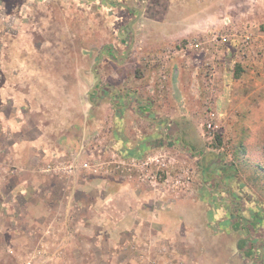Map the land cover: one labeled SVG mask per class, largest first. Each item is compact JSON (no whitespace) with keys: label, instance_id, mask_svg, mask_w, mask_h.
Here are the masks:
<instances>
[{"label":"rangeland","instance_id":"obj_1","mask_svg":"<svg viewBox=\"0 0 264 264\" xmlns=\"http://www.w3.org/2000/svg\"><path fill=\"white\" fill-rule=\"evenodd\" d=\"M129 6L146 11L143 23L133 25L139 32L137 52L129 56L125 72L116 77L105 61V48L119 45L118 32L137 16H130ZM198 9L206 10L203 26L179 21L180 15ZM245 13L254 16L257 24L252 37L264 43V0H0V205L31 236L44 227L49 238L62 239L65 226L61 222H68L66 232L70 231L75 243L67 246L65 241L68 251L56 264H102L103 258V264H119L136 255V246L149 253V242L143 246L131 242L130 248L120 249L122 254L109 245L106 238L114 233L111 224L123 215L125 222H145L124 237L159 234L164 239L154 240L156 249L166 248L175 235H186L187 229L177 222L192 207L193 215H205L201 222L264 220V95L260 97L264 84L253 83L252 75L245 73L259 62L264 64V47L253 45L243 58L236 49L241 37L227 43L214 38L228 35L226 19L244 32L246 25L250 27ZM168 14L172 21L167 23ZM170 25L188 26L187 37L172 41L176 30ZM181 47L192 55L187 65L188 113L171 114L175 117L171 130L164 133L153 127L152 120L138 121L136 115L123 125L114 109L111 114L95 112L89 100L95 71L101 80L94 91L104 85L120 88L123 82L154 102L159 97L155 94H169L167 64ZM156 59L162 80L156 81L153 74V80H144L145 72L157 65ZM244 77L252 89L261 90L253 101L234 85L235 79ZM96 98L98 93L93 92L91 100ZM102 101L103 105L109 100L102 97ZM157 106L174 109L169 98ZM86 125L90 135L82 137ZM30 157L35 162H27ZM15 158H23V164H7ZM55 161L75 165V172L42 171ZM85 162L98 165V171L83 167ZM23 167L22 173L12 171ZM88 181L107 182L110 191L96 185L86 193L81 184ZM130 182L153 197L144 206L160 211L144 212L142 219L134 220L139 203L121 194ZM29 186L49 190L53 197L49 216L42 215L31 200L26 202L28 210L17 207L18 203L23 206ZM120 201L127 205L123 207ZM220 205L222 213L213 221ZM6 225L12 228L11 222ZM5 240L7 236L0 237V264H16L19 255L18 259L25 256L18 249H7Z\"/></svg>","mask_w":264,"mask_h":264},{"label":"crops","instance_id":"obj_2","mask_svg":"<svg viewBox=\"0 0 264 264\" xmlns=\"http://www.w3.org/2000/svg\"><path fill=\"white\" fill-rule=\"evenodd\" d=\"M134 2H137V0H134ZM122 4L124 3H120V5ZM132 7L129 6L128 13H130V16L137 13L138 16V12L134 11ZM145 11L146 10H144L143 12ZM205 11H206L205 9H200V10L198 9L185 16L180 15L179 18L181 19L179 21L182 22L183 20L184 22H196L197 24H200L201 22H203L202 20L205 18L202 17L204 16L203 14ZM168 13L170 14V12ZM169 14L166 15L165 18L167 20L166 21L167 23L169 22L168 21L169 19L172 21V18H170L171 14L170 15ZM245 14L247 16L244 18L245 22L246 24L247 23L250 24V27L246 25L245 29L249 32V34L252 33L256 35L257 32H255V28L253 27V26L257 27V24H255L254 16L249 17L248 13ZM143 18H144V13H142V15L138 18L137 23L138 24L143 23L144 21ZM263 19L264 18H262V20ZM128 24L127 26L122 27L123 29L122 31L120 30L118 32L120 38V44L117 46L108 45V47L105 48V50H108V58H106L105 61L109 67V70H111L110 74L113 75L112 73H115L116 77H120L122 71L125 72L126 69L125 67H127L130 63L129 56L135 55L137 52L136 47L138 46L139 32L136 26H133V30L128 28ZM171 24L174 23L172 22ZM200 26H203V23H201ZM172 27L176 30L174 31V36H173L175 38L173 40L171 39L172 41L179 40V38L182 37H187V33H189L187 31L188 29H190L188 26L177 27L170 25V29H172ZM253 39H254L253 45H255V47H258L259 44L260 47H262L263 49L264 43H262V40H260L259 37H253ZM167 46H171V45H167ZM138 50H140V48ZM189 57L190 55L188 53V50L184 47L178 49L177 54L176 52H174L170 56V60L167 64L168 71L167 73H165V76L166 77L168 76V83L171 84L170 87L168 88L169 90H167L169 93L167 97L164 95L163 98L160 96L161 95L160 93L159 94L157 93L155 95H159V97H155V98H157L158 100L155 99L153 102V100H151L150 98L148 99L146 97L145 98L140 97V92L138 93L132 90L129 86H125L123 82H122V87H120L121 89L119 87L104 85L103 86L104 88L102 89L97 88V90L94 91V93H98V98H96L94 101L92 100L95 105L94 106L95 112L98 110H107V113L111 114L112 113L111 109H114V114L116 116L115 118L117 120L121 118L120 123H123V125H128L130 121V116L135 117L136 115L138 116L137 117L138 121L152 120V122L154 123L153 127L160 129L161 131L166 133L167 131L172 129L171 125L173 123V119L175 118L174 115L171 114L182 115L188 113L187 102H188V87H189L188 85L189 71L187 69L188 67L187 65H189L190 58H192V55L190 58ZM137 61L138 63L141 62V60L139 59ZM156 63H157V59H156ZM159 72H160V66L157 63V65L154 66L152 72L150 73L148 71L145 72V74L143 75V79L144 80L149 79V81H151V79L153 80L155 78L156 81L159 82L162 80L161 75L158 74ZM245 73L248 75H252L251 81L253 83L264 84L263 61L259 62V64H255V68L248 69L247 72ZM152 74L154 78H152ZM124 78L125 77L123 76V80ZM251 81L247 77L237 78L234 81V85H236V89L240 90V93H242L246 99L253 101L254 99L259 97V93H261L260 92L261 90L257 91L256 89H252L253 87L250 84ZM175 84L177 85L179 91L176 89V86H174ZM110 90L112 91L111 93ZM263 93L260 94V97L264 95ZM102 97L108 99L109 101L108 102L104 101V104L102 105L103 103ZM166 98H169L170 100L173 101L175 110L171 107H166L167 110H170L167 111L157 106V104L160 105L161 102L163 103ZM155 114L156 117L154 116ZM182 124L183 122L180 123V127L182 129H185V127H183ZM89 129L91 128L90 126L87 125L84 126L83 129H81L82 137L84 134L90 135L89 133H86V131H88ZM83 139H85V137ZM22 159L23 158H15L14 160L12 159L9 161L7 160V164L13 163V165H17L23 162ZM28 159L29 160H27V162H35L34 158L30 157ZM23 171H25L24 167L20 168L18 170V173H22ZM96 185H99L101 191H107V192L110 191L109 183L104 181L100 182L99 184H97L96 181L93 182L88 181L82 183L81 186L84 188H82L81 190L86 193H90L92 189L98 188ZM121 194L125 195L126 197L132 196L133 199L139 203L138 207L135 208V213L138 212L139 210L138 214L137 213L134 214V220L136 221L138 219L143 218L142 214L144 212H147L148 215H151L153 211L157 210L154 209L153 207L144 206L145 200L148 199L153 201V197H151L149 193H144L143 191H140L137 187L132 186L131 182L128 184L126 189L122 190ZM147 194L150 196H148ZM182 199L186 200L187 198L182 197ZM30 200L33 202L36 208L38 207V209L41 210L40 212H42V215L45 214L46 216L50 215L49 205H51L50 202L51 200L53 201V197H51V195L49 194V190L45 192V190H43L41 186H33V187L29 186V188L26 189V192L24 193L23 196V202H24L23 206L20 203L16 205L17 207H20L21 210L24 211L28 210L26 206L27 205L26 202ZM120 203L123 204V207L127 205L123 201H120ZM0 210L3 213L2 216H0V226H1L0 237L2 238L7 236L8 240H5L7 249L13 248L14 252L18 249V252L25 256V257L21 256L20 259H18L20 256L19 255L16 264H19L22 260L25 261L26 258L31 254V250H35L39 248L38 247L39 245H43L44 248L42 249L43 252L45 253V256H47V258H51V260L49 259V262H47L46 264H56L55 263L56 260H63L65 258L66 253L68 251L67 246L69 244L71 246L75 243V240L71 238V235L69 233L70 231L68 230L66 232V228H68L66 223L68 222H61L63 226H65V235L62 239H57L53 236L49 238L44 232V227L41 229L40 231L41 233L35 234L34 236L32 234L31 236V234H29L28 231L23 230L22 228L17 226L18 225L17 223L20 221L17 220L15 216H13L12 212L11 213L7 212L2 205H0ZM194 210L195 207H192L188 210H184V213H182L180 218L182 222H177L181 226L185 227V229H187L186 235L183 237L177 235L173 236L174 238L172 239L170 244L166 246V248L164 249L163 248L156 249L155 246L153 245V242L157 240L159 241V239L161 238L159 234L155 235L154 238L153 236L150 235L148 236L133 235L130 238L128 236L124 237V235H126L128 231L131 230L134 231L138 223H145V222H125L127 220L125 215H123L120 221L113 222L111 224L114 229V233L112 235L107 236L106 239L109 242V245L115 246L117 254H122V251H120V249L122 248H126V247L130 248L131 246L128 244H130L131 242L132 244L138 243L140 245L142 244L146 245V242L151 243V247H150L151 250L149 253H147V251H142V249L139 246H136L138 247V251L135 253L136 255L128 258L126 261H121L119 264H264V220L261 221L260 223L244 222V224H242L241 222H201L205 215L204 214L202 215L203 218L199 217V213L193 215L192 212ZM221 213H222V209L220 205L219 207H217L214 213L213 221L214 220L218 221L217 220L218 216ZM29 220L30 222H33L32 218H29ZM1 222H3V224ZM5 222H11L12 228L9 225H6L7 227H9L7 228L5 226ZM52 223L55 224L57 222H51V223L48 222L47 225L49 224L53 225ZM148 223H151L150 225L157 223L163 226L162 222H148ZM255 224H257L256 226L259 227V230L257 231L255 228ZM223 228H227L228 231L226 232L225 229ZM58 231H60V229H58ZM54 233L55 230L53 228L52 234ZM99 233L102 234V231H99ZM106 235H108V233ZM161 239L164 238L162 237ZM206 239L207 242L205 241ZM65 241L67 246L64 244ZM85 242H87V240ZM118 244L119 246L120 245L121 246L120 247L117 246ZM87 246L88 244L86 245V247ZM105 254L106 257H108V253ZM103 261H105V258H103L102 264ZM104 264H109V263L104 262Z\"/></svg>","mask_w":264,"mask_h":264},{"label":"built area","instance_id":"obj_3","mask_svg":"<svg viewBox=\"0 0 264 264\" xmlns=\"http://www.w3.org/2000/svg\"><path fill=\"white\" fill-rule=\"evenodd\" d=\"M225 23L226 25L230 26L228 28L229 30L228 35L216 34L214 35L215 40L218 42L227 43L230 40V38L235 37L236 39V37H241L239 42H237L239 46H237L236 49L238 50V52L239 51L242 52L243 58H246L250 54V50L252 49L253 46L252 35L249 34V32L246 29L244 30V32H242V30H239V28L233 26L230 19H226ZM201 45L202 43L196 44V46H201ZM208 126L211 128L212 124L210 123ZM57 162L58 161L52 162L49 165H47V167H43V168L41 167L42 171H46L49 173H55L56 171L57 173H59L63 171V172H68L69 174L75 172V165L73 164L65 165V163L62 162L57 163ZM82 166L93 171L95 167V171H98V165H94L89 162H85ZM12 171L16 172L18 170L12 169ZM38 247L39 248L35 250H31V254L26 258V260L25 261L22 260L19 264H46L47 262H49V259L51 260V258H47V256H45V253L43 252L42 249L44 248L43 245H39Z\"/></svg>","mask_w":264,"mask_h":264},{"label":"water","instance_id":"obj_4","mask_svg":"<svg viewBox=\"0 0 264 264\" xmlns=\"http://www.w3.org/2000/svg\"><path fill=\"white\" fill-rule=\"evenodd\" d=\"M125 7H127L126 5H125ZM129 8V7H128ZM132 9L134 10V11H137L138 12V16L136 17V18H134V19H132L130 22H129V24H128V28H130V29H132L133 30V23L136 21V20H138V18L142 15V9H140V8H137V7H132ZM94 74H95V76H96V81H95V84H94V86L90 89V91H89V100H90V102L91 103H93V101L91 100V94L94 92V90H95V88L97 87V85L98 84H100V80H101V77H100V74L98 73V72H94Z\"/></svg>","mask_w":264,"mask_h":264},{"label":"flooded vegetation","instance_id":"obj_5","mask_svg":"<svg viewBox=\"0 0 264 264\" xmlns=\"http://www.w3.org/2000/svg\"><path fill=\"white\" fill-rule=\"evenodd\" d=\"M137 8H139V7H137ZM140 9H141V8H140ZM142 13H143V12H142ZM136 21H137V20H136ZM136 21H135V22H136ZM135 22H134V23H135ZM134 23H133V25H134Z\"/></svg>","mask_w":264,"mask_h":264}]
</instances>
